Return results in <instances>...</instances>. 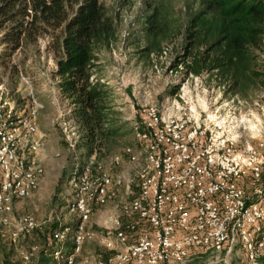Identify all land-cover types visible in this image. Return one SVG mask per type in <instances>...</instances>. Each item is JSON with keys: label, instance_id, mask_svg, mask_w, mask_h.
<instances>
[{"label": "rangeland", "instance_id": "rangeland-1", "mask_svg": "<svg viewBox=\"0 0 264 264\" xmlns=\"http://www.w3.org/2000/svg\"><path fill=\"white\" fill-rule=\"evenodd\" d=\"M100 1L114 20L117 37L97 60V78L110 90L112 134L100 140L90 155L82 146L72 107L58 88L56 32L24 38L12 49L1 38L13 22L0 28V96L25 109L37 106L40 142L34 154L39 167L36 190L15 200L10 224L0 226V264H31L41 248L53 240L65 241L68 233L72 243V231L82 218L79 203L88 214L78 234L75 264H99L113 256L117 246L107 249L103 239L113 238L117 227L135 221L122 214L121 204L136 196L139 188L134 167L141 165L143 156L138 148L147 149L149 144L141 129H148L147 136L161 131L168 135L169 128L183 125L179 131L171 128V133L195 139L209 134L227 137L239 151L264 142V34L261 44L250 49L252 58L239 65L253 72L238 68L241 85L231 91L226 79L209 72L194 76L177 63L192 24L201 27L203 41L216 37V23L221 21L208 13L203 0ZM150 16L157 21L153 28L148 27ZM147 47V54L137 51ZM105 177L110 183L99 199L96 185ZM26 215L36 225L19 233L14 226ZM58 230L61 234L54 238ZM144 232H149L146 225L126 236L134 242Z\"/></svg>", "mask_w": 264, "mask_h": 264}, {"label": "built area", "instance_id": "built-area-1", "mask_svg": "<svg viewBox=\"0 0 264 264\" xmlns=\"http://www.w3.org/2000/svg\"><path fill=\"white\" fill-rule=\"evenodd\" d=\"M37 113L36 105L25 109L0 96L2 227L10 224L13 202L36 190ZM171 128L179 131L183 125ZM171 128L168 135L161 131L150 136L148 129H141L149 144L147 149L138 148L143 156L141 165L134 167L139 188L136 196L121 204L122 214L135 221L117 227L113 238L103 239L107 249L117 248L99 264H171L184 261L193 248L230 252L235 246L245 251V260L239 264H260L264 258V142L239 151L227 137L209 134L195 139L171 133ZM109 183L105 177L96 185L99 199ZM78 207L82 218L72 231V248L65 252L64 241H59L51 253L54 264H75L78 234L88 214L81 203ZM35 225L26 215L14 227L25 233ZM145 225L149 232L129 242L126 233ZM59 234L58 230L52 236ZM24 259L29 262L28 256Z\"/></svg>", "mask_w": 264, "mask_h": 264}, {"label": "trees", "instance_id": "trees-1", "mask_svg": "<svg viewBox=\"0 0 264 264\" xmlns=\"http://www.w3.org/2000/svg\"><path fill=\"white\" fill-rule=\"evenodd\" d=\"M221 23L216 37L203 41V31L192 24L187 33L183 58L177 63L194 76L213 73L229 82L234 91L240 83L238 68L252 58L251 48L261 44L264 34V0H203ZM13 22L2 34L3 42L16 49L24 38L50 34L57 38L55 74L60 94L72 107L71 115L82 132V146L90 155L95 145L112 134L108 127L110 90L97 78L98 53L116 41V26L100 0H0V28ZM193 23V22H192ZM157 21L151 16L148 27ZM198 26V25H197ZM202 46V48H200ZM139 53L150 52L144 48ZM239 66V67H238ZM64 241V251L72 244ZM56 241L39 248V258L31 264H54L51 253ZM49 257V259L47 258Z\"/></svg>", "mask_w": 264, "mask_h": 264}, {"label": "crops", "instance_id": "crops-1", "mask_svg": "<svg viewBox=\"0 0 264 264\" xmlns=\"http://www.w3.org/2000/svg\"><path fill=\"white\" fill-rule=\"evenodd\" d=\"M245 260V251L239 246H235L230 252L223 249L216 252L207 248L190 249L188 258L182 262H172L171 264H239ZM264 264V258L260 261Z\"/></svg>", "mask_w": 264, "mask_h": 264}]
</instances>
